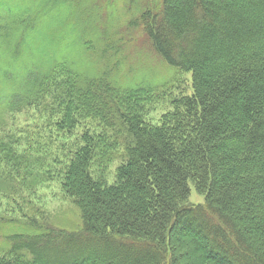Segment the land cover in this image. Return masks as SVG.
<instances>
[{"label":"trees","instance_id":"1","mask_svg":"<svg viewBox=\"0 0 264 264\" xmlns=\"http://www.w3.org/2000/svg\"><path fill=\"white\" fill-rule=\"evenodd\" d=\"M81 1H0V124L36 105L56 128L53 141L88 118L99 126L71 148L50 142L41 175L59 180L77 222L0 216V264H196L184 260L182 237L198 264H264V0L139 5L125 27L140 25L154 52L191 76L190 93L148 95V83L115 77L113 9L103 18L95 0ZM162 96L170 108L152 123L146 105ZM17 145L12 136L0 144L5 165L28 171ZM190 182L203 203L188 202Z\"/></svg>","mask_w":264,"mask_h":264},{"label":"rangeland","instance_id":"2","mask_svg":"<svg viewBox=\"0 0 264 264\" xmlns=\"http://www.w3.org/2000/svg\"><path fill=\"white\" fill-rule=\"evenodd\" d=\"M95 1L103 18L109 10L111 11V9H113L114 23L111 30L113 26H115L113 30L117 33V36L120 35V37H122L121 42H119L122 43V50L115 56L116 61L119 64L117 67L118 70L116 73L114 72V74H116L115 77L122 76L125 79H129V77L132 76L134 77L132 82L137 86H140V83L143 81L145 84L148 83L147 88H143L144 92L147 90V95L155 92L164 93L165 91H169V94L191 92L190 72H183L168 66L151 48L140 25L131 28L125 27L124 21L130 15L137 14L139 5H141V8L142 3H154L155 0ZM82 2L83 0L81 3ZM87 3L90 5L89 0ZM83 5H86V3L83 2ZM65 12H68V10ZM5 18L6 17H3L2 19ZM34 19L35 17L33 16L30 19V22ZM19 22H9L8 26H18ZM1 29L3 28L0 26V31L5 32ZM103 30L104 28L102 31ZM59 33H61L60 35H63L65 39L68 37V30L59 31ZM18 34L19 33H14L11 36L12 42L15 41ZM45 34L47 35L49 33ZM25 43L26 41L24 42V45H26ZM38 43L40 44L39 41ZM71 47L73 46L71 45ZM0 48H2L1 44ZM36 49L38 52L39 47L37 48L36 46ZM108 57L114 60L112 53H109ZM108 57L101 58L98 63L94 65L95 68L98 70V68L106 66L108 63ZM90 59L92 60V58ZM3 68L5 67L2 66L0 71H2ZM9 82H11V80L4 81L3 86L6 87L7 84L10 86L11 84ZM146 108L150 110L147 119L152 123H155L159 115L170 108V104L166 101V98L163 97L160 98V101L158 102L147 103ZM42 110V106L36 108V105L31 108H22L20 111L8 113L4 119L7 123L5 124L4 121L0 124V144L5 143L6 141L8 142V139L12 136L18 141L16 154H19V156L22 157V154L24 153L22 159L25 161V164L32 166L31 168L34 167L33 170L29 168L28 171L25 170V172L18 166H9L11 163H7L6 166L4 161H6L5 158L7 156L5 153L9 149L0 152V171L9 166L8 168H5V172H2L3 177L0 178V181L3 180L1 181L2 185H0V216L7 219L27 217L26 220L29 218H46L56 224L59 223L66 227H72L78 219L77 208L71 202L70 198L62 192L58 179L42 182L41 175L45 171V166L51 162L50 159L53 160L54 158V154L49 153V151L52 150L53 146H56L57 142L61 141L67 146L70 145L69 147L71 148L72 145H74L73 142L77 140L75 136H78L80 131L88 128L90 130L99 131V126L95 119L88 118V120H82L80 122L79 126L73 130L72 135L67 134V137L64 136L63 138L57 137V139L53 141L54 136H56V128L48 124L52 122V120L50 117L44 115ZM54 119L55 118H53V120ZM40 131L42 132L41 134L43 138L41 141H38V138L35 135ZM50 131L52 136H50L49 140H45V135H50ZM28 141L33 144L39 143L41 145L40 147L28 145L26 143ZM8 148H10V144ZM28 148L30 149L29 151L27 150ZM26 150L28 151L27 155L25 154L27 153ZM64 151L68 152L69 148H66ZM67 152H64L63 155L67 154ZM116 163L117 162H112L107 167L106 178L109 182H112L113 177L111 174H113V169ZM22 165L25 166L24 164ZM189 187L190 193L188 196V202L192 204L203 203L204 196L195 190L191 182L189 183ZM178 248L184 254L185 261H189L191 258L196 264H198L200 257L197 253L192 251L188 238H180L178 240Z\"/></svg>","mask_w":264,"mask_h":264}]
</instances>
